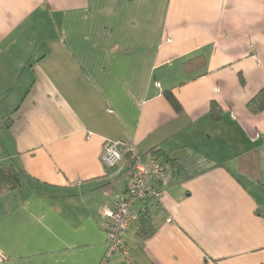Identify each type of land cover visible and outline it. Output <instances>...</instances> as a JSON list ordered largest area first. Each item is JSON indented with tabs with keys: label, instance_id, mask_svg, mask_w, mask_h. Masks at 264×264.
<instances>
[{
	"label": "crops",
	"instance_id": "1",
	"mask_svg": "<svg viewBox=\"0 0 264 264\" xmlns=\"http://www.w3.org/2000/svg\"><path fill=\"white\" fill-rule=\"evenodd\" d=\"M262 89L264 0H0V164L24 172L0 191V264H123L106 142L176 161L157 231L127 233L135 264H264Z\"/></svg>",
	"mask_w": 264,
	"mask_h": 264
},
{
	"label": "built area",
	"instance_id": "2",
	"mask_svg": "<svg viewBox=\"0 0 264 264\" xmlns=\"http://www.w3.org/2000/svg\"><path fill=\"white\" fill-rule=\"evenodd\" d=\"M101 159L111 169L127 163L125 194L106 210L107 244L108 256L120 257L123 264H135L126 236L138 221L137 206L149 199L160 200L172 174L161 157L154 153L140 155L122 142H106Z\"/></svg>",
	"mask_w": 264,
	"mask_h": 264
},
{
	"label": "trees",
	"instance_id": "3",
	"mask_svg": "<svg viewBox=\"0 0 264 264\" xmlns=\"http://www.w3.org/2000/svg\"><path fill=\"white\" fill-rule=\"evenodd\" d=\"M204 60L202 58H195L185 63L184 68L186 71L190 72L194 69L203 67ZM166 99L170 105L174 108L177 114L183 113V108L177 98L171 91H166L164 93ZM248 109L254 113L258 114L264 111V89H262L247 105ZM211 116L212 119L219 120L222 114V109L220 106L212 102L211 107ZM148 153H154L159 157H162L167 164H175L176 161L170 160L161 151L156 148L150 150ZM147 154V153H146ZM24 176L23 170L15 165H3L0 164V191L8 190L15 191L21 186L22 178ZM155 202L153 199H149L142 203V206L138 209V221L136 223L137 236L142 240H145L151 237L156 231L157 228L154 222V205Z\"/></svg>",
	"mask_w": 264,
	"mask_h": 264
}]
</instances>
